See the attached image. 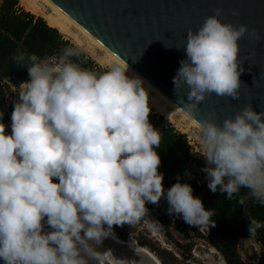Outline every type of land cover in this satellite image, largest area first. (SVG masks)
I'll return each mask as SVG.
<instances>
[{
  "label": "clouds",
  "instance_id": "clouds-1",
  "mask_svg": "<svg viewBox=\"0 0 264 264\" xmlns=\"http://www.w3.org/2000/svg\"><path fill=\"white\" fill-rule=\"evenodd\" d=\"M220 14L216 9L188 30L185 58L173 77L176 95L188 89L181 102L189 115L213 93L241 94L239 40L249 26L224 23ZM80 55L79 46L53 57L13 55L28 80L17 91L10 134L0 123L4 264H102L107 252L98 246L113 226L139 221L149 211L146 204L162 197L168 213L189 225L207 224L215 214L189 183L178 179L164 189L156 151L161 132L149 122L143 78L119 59L103 72L89 70L77 61ZM199 129L209 189L231 200L246 188L238 202L264 206V110L248 103L222 123L210 112ZM249 219L250 234L264 228V221Z\"/></svg>",
  "mask_w": 264,
  "mask_h": 264
},
{
  "label": "water",
  "instance_id": "water-1",
  "mask_svg": "<svg viewBox=\"0 0 264 264\" xmlns=\"http://www.w3.org/2000/svg\"><path fill=\"white\" fill-rule=\"evenodd\" d=\"M49 1L185 113L181 101H187L188 89H180L179 96L176 95L173 77L179 62L185 58L187 32L197 30L204 18L220 9L222 22L249 26V32L239 40V59L244 68L240 75L241 94L238 99H232L213 93L201 102L194 114H187L200 124L214 112L222 123L248 103L256 112L264 110V0ZM193 165L203 169L207 162L204 158H195L189 168ZM104 242H109V246L102 247L101 252L115 249L130 253L125 242L114 243L104 238L99 246ZM251 248L255 251L253 245ZM0 264L4 262L0 260Z\"/></svg>",
  "mask_w": 264,
  "mask_h": 264
},
{
  "label": "trees",
  "instance_id": "trees-1",
  "mask_svg": "<svg viewBox=\"0 0 264 264\" xmlns=\"http://www.w3.org/2000/svg\"><path fill=\"white\" fill-rule=\"evenodd\" d=\"M69 46L76 47L42 17L21 7L19 0H0V111L4 113V122L11 124L12 112L8 114L4 106V94L9 88V82L19 85L28 80L27 69L17 65L13 55L19 50L41 57H53L62 48ZM76 59L83 67L93 66L92 61L82 52ZM149 122L161 132V143L156 151L161 159L158 171L163 173L164 189H169L178 179L182 183H189L193 188V195L203 201L206 209H214L215 212L207 224L189 225L175 214L168 213L166 199L159 204L147 203L146 207L162 230L169 233V228L178 224L202 236L199 227H207V241L222 254L227 264H246L241 258L238 244L241 239H252L260 248L258 264H264V228L258 229L255 234H250L248 230L249 217L264 221V206L251 199L241 205L239 197L246 195V188H242L240 193L229 200L219 190L213 193L208 187V180L202 184L197 180H189V164L196 155L189 146L186 135L177 131L163 116L149 113ZM117 235L127 238V235ZM160 258L162 263L169 264L164 258Z\"/></svg>",
  "mask_w": 264,
  "mask_h": 264
},
{
  "label": "rangeland",
  "instance_id": "rangeland-1",
  "mask_svg": "<svg viewBox=\"0 0 264 264\" xmlns=\"http://www.w3.org/2000/svg\"><path fill=\"white\" fill-rule=\"evenodd\" d=\"M19 3L20 6L24 8V5L22 4V2H20V0ZM63 36L66 39L70 40L64 34ZM70 41L72 42V40ZM81 52L85 54L86 58L92 61L95 69L103 72L108 68L107 66L98 64L87 51L81 49ZM20 87L15 88L11 86L7 92L8 95L10 94L11 96L14 95L15 97H18L17 91L20 89ZM150 113L160 115L156 113L152 108ZM164 119L166 118L164 117ZM175 120L177 122H171L169 120L167 121L171 123V125H173L177 131L186 135L187 141L189 142V146L192 148L194 155H196L195 158H203L201 156L202 149L200 143V131L197 128L188 126L187 122L180 121V118L178 116L175 117ZM0 123H4L7 126L5 131L10 134V125L6 124L3 120H0ZM206 177L207 174L202 171V169L198 165H193L191 168L188 169L189 180H197L200 184H202L204 181L207 180ZM163 199L164 198L162 197L159 202H161ZM180 219L182 220L181 217ZM199 229L201 230V233L205 231L202 230V227H199ZM112 232L116 235H127L129 238H121L120 236H117L123 240L130 239L132 240V242L142 245L149 251L153 252V254H155L157 257L164 258L169 264H221L222 262L224 264L226 263L222 254L207 241V238L204 234L200 236L196 232L186 230L183 226L178 224L172 225L169 228V233H165L162 230L160 224L150 213V211H148V213L139 221H136L132 224L125 223L122 225H114ZM107 243L104 242L101 247H98V250L101 251L100 249L104 246L108 247L109 242ZM252 245L253 248H255V251L251 248ZM238 249L242 260L246 264H258L257 259L260 248L259 245L254 242V240L241 239L238 244ZM104 264L108 263L105 262Z\"/></svg>",
  "mask_w": 264,
  "mask_h": 264
},
{
  "label": "bare ground",
  "instance_id": "bare-ground-1",
  "mask_svg": "<svg viewBox=\"0 0 264 264\" xmlns=\"http://www.w3.org/2000/svg\"><path fill=\"white\" fill-rule=\"evenodd\" d=\"M20 2L24 5L26 11L42 17L49 26L56 28L61 34H64L72 40L76 46L87 51L98 64L109 67L115 60L119 59L114 53L104 47L96 38L81 28L66 13L49 0H20ZM121 62L124 63L123 61ZM129 72L141 77L130 67ZM143 80L146 82L145 86L149 93L150 108L154 109L156 113L162 115L171 122H175V117L178 116L180 121L187 122L188 126L197 128L200 131L199 123L195 122L170 99L161 95V93L144 78ZM106 238L114 243L116 241L125 242L130 253L115 249L106 250L105 252L107 253L103 256L102 264L107 261L112 264H163L160 258L153 254V252L142 245L132 242L130 239L123 240L113 232L111 236ZM221 264L224 263L222 262Z\"/></svg>",
  "mask_w": 264,
  "mask_h": 264
},
{
  "label": "flooded vegetation",
  "instance_id": "flooded-vegetation-1",
  "mask_svg": "<svg viewBox=\"0 0 264 264\" xmlns=\"http://www.w3.org/2000/svg\"><path fill=\"white\" fill-rule=\"evenodd\" d=\"M86 68H89V69H91V70H96L95 68H94V66H92V67H86ZM11 86H13V87H20L21 86V83L19 84V85H15V84H13V83H10L9 82V88H8V90L10 89V87ZM8 90H6V92H5V94H4V106H5V109H6V111H7V113L9 114V113H11L12 111H13V104H14V101H16L17 99H18V97H15L14 95L13 96H11L10 94L8 95ZM11 96V97H10ZM12 103V104H11ZM6 124H8V125H11L10 123H7V122H5ZM164 198V197H163ZM165 200V198L161 201V202H158L157 204H159V203H162L163 201ZM203 229L202 230H205L204 232H203V234L205 235V236H207V234H208V229H207V227H202ZM127 238H129L128 236H127ZM108 263V262H107ZM109 264V263H108Z\"/></svg>",
  "mask_w": 264,
  "mask_h": 264
},
{
  "label": "crops",
  "instance_id": "crops-1",
  "mask_svg": "<svg viewBox=\"0 0 264 264\" xmlns=\"http://www.w3.org/2000/svg\"><path fill=\"white\" fill-rule=\"evenodd\" d=\"M226 264V263H225Z\"/></svg>",
  "mask_w": 264,
  "mask_h": 264
}]
</instances>
